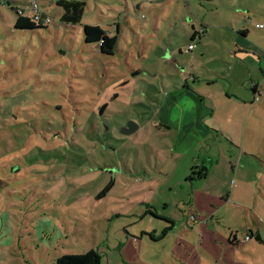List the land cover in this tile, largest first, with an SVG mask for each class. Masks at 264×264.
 Instances as JSON below:
<instances>
[{"label": "rangeland", "instance_id": "rangeland-1", "mask_svg": "<svg viewBox=\"0 0 264 264\" xmlns=\"http://www.w3.org/2000/svg\"><path fill=\"white\" fill-rule=\"evenodd\" d=\"M31 1L0 0V264H55L91 249L101 264H264V219L252 212L242 228L204 223L161 240L163 224L143 216L208 218L205 196L182 193L185 179L178 195L162 182L174 159L144 125L161 81L204 76L216 62L202 57L201 39L187 53V33L264 26V0H86L76 24L61 21L55 0H36L51 22L15 29V7L29 16ZM85 25L115 35V53L85 42ZM130 121L139 129L125 135ZM195 160H179L175 173L198 176ZM257 229L260 241L249 235Z\"/></svg>", "mask_w": 264, "mask_h": 264}, {"label": "crops", "instance_id": "crops-1", "mask_svg": "<svg viewBox=\"0 0 264 264\" xmlns=\"http://www.w3.org/2000/svg\"><path fill=\"white\" fill-rule=\"evenodd\" d=\"M245 13L248 10H242L238 18ZM203 34H207L206 39H202ZM186 39L187 53L195 51V43L201 39L202 57L213 56L216 62L205 66L204 76L190 70L187 77L184 74L169 87L161 81L160 101L144 126L157 130L174 159L162 182H171V193L178 195L176 187L183 184L179 179H185L188 187L182 193L189 191L192 195L198 191L207 198L205 207L210 210H205V221L196 223L193 214L179 217L154 210V215L148 209L143 216L157 218L163 224L159 240L178 236L183 227L191 231L204 223L214 230L220 224L242 228L246 212L264 219V26L237 25L230 30L213 29L211 33L194 30L192 36L187 33ZM191 44L193 48L188 49ZM176 47L179 53L183 50L180 45ZM178 62L175 60L183 69ZM139 71L135 69L133 74ZM138 129L137 125L134 132ZM195 155L203 159L198 176L189 175L188 168L175 173L179 160L189 165L196 162ZM190 194L189 203L193 201ZM249 233L261 240L258 229L255 234L252 230ZM250 236L245 240L235 234L233 238L239 243Z\"/></svg>", "mask_w": 264, "mask_h": 264}, {"label": "trees", "instance_id": "trees-1", "mask_svg": "<svg viewBox=\"0 0 264 264\" xmlns=\"http://www.w3.org/2000/svg\"><path fill=\"white\" fill-rule=\"evenodd\" d=\"M85 1L55 0L56 6L62 8L61 21L71 24L78 23L84 13ZM13 27L19 30H32L43 26L32 22L28 16L17 14ZM83 33L85 42L97 43L102 54L113 55L115 53L117 41L115 35H107L99 25H85ZM229 241L232 242L231 239ZM55 264H101V258L96 250L91 249L80 255H63L56 259Z\"/></svg>", "mask_w": 264, "mask_h": 264}, {"label": "built area", "instance_id": "built-area-1", "mask_svg": "<svg viewBox=\"0 0 264 264\" xmlns=\"http://www.w3.org/2000/svg\"><path fill=\"white\" fill-rule=\"evenodd\" d=\"M30 5H31V11L33 12L31 15H29V19L36 23V24H40L42 26H45L46 24L50 23L51 22V19L44 13H42L40 11V7H39V4L36 0H32L30 2ZM15 10H16V13L19 14V15H24L23 13V9L19 8V7H15ZM258 27H262V25H258ZM193 48V45H189L188 46V49H192ZM245 239L247 240L248 239V236L245 237Z\"/></svg>", "mask_w": 264, "mask_h": 264}, {"label": "water", "instance_id": "water-1", "mask_svg": "<svg viewBox=\"0 0 264 264\" xmlns=\"http://www.w3.org/2000/svg\"><path fill=\"white\" fill-rule=\"evenodd\" d=\"M136 128H137V124L130 121L127 122L126 125H124V127L121 129V132L125 135L131 134L132 132L135 131Z\"/></svg>", "mask_w": 264, "mask_h": 264}]
</instances>
